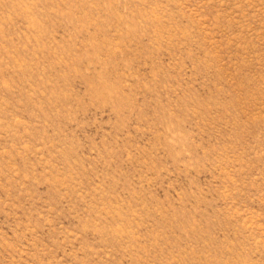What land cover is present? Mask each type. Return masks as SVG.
<instances>
[{
  "label": "rangeland",
  "instance_id": "rangeland-1",
  "mask_svg": "<svg viewBox=\"0 0 264 264\" xmlns=\"http://www.w3.org/2000/svg\"><path fill=\"white\" fill-rule=\"evenodd\" d=\"M0 264H264V0H0Z\"/></svg>",
  "mask_w": 264,
  "mask_h": 264
}]
</instances>
